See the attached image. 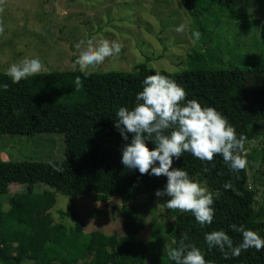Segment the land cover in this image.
<instances>
[{
	"label": "trees",
	"instance_id": "obj_1",
	"mask_svg": "<svg viewBox=\"0 0 264 264\" xmlns=\"http://www.w3.org/2000/svg\"><path fill=\"white\" fill-rule=\"evenodd\" d=\"M180 1L194 13L196 9L188 0ZM241 1L219 0V4L233 8ZM136 67L135 73L89 72L87 77L78 68L55 70L44 78L31 76L19 83L0 73V135L58 133L63 143L62 158L57 161H0V201L8 204L4 210L0 207V264H76L77 259L79 264H143L146 245L135 237L143 224L132 201L139 195L162 191L167 178L141 175L138 169L122 164L121 150L131 142L132 134L123 140L114 124L119 107L132 109L136 105V94L142 91V81L148 75H166L186 90L187 99L214 107L235 127L238 137L243 134L246 140L253 138L264 128V67L228 65L176 73L153 70L143 61ZM77 76L83 80V87H76ZM4 84H8L6 90ZM146 144L149 149L154 147L150 141ZM53 164L62 171H55ZM173 167L184 169L190 178L201 177L209 192L221 193L213 198L211 224L201 226L190 212L175 214L173 248L187 233L186 243L198 247L208 264H264V248H249L239 257L224 259L219 249H209L193 239L195 233L223 230L238 245L242 236L230 228L232 224L243 225L264 239V212L253 206V192L245 185V169L233 173L219 155L209 164L187 152L173 158ZM205 167L210 171L204 172ZM228 181L243 195L225 190L223 184ZM11 183L24 185L25 190L8 195ZM33 184L45 187L36 190ZM56 192L70 200V206L62 212L73 219V226L66 232L61 224L53 222L49 212ZM87 192L95 202L118 198L115 211L121 217L122 234L99 230L83 233L73 203Z\"/></svg>",
	"mask_w": 264,
	"mask_h": 264
},
{
	"label": "rangeland",
	"instance_id": "obj_2",
	"mask_svg": "<svg viewBox=\"0 0 264 264\" xmlns=\"http://www.w3.org/2000/svg\"><path fill=\"white\" fill-rule=\"evenodd\" d=\"M188 1L196 9L194 13L180 0H0V21L5 27L0 35V73L6 75L12 64L36 57L45 68L36 78H44L50 71L79 69L76 60L86 44L76 46L89 39L120 42L123 48L118 56L106 58L88 72L135 73L142 61L148 68L170 73L228 65L264 67V0H242L233 8L222 6L219 0ZM182 24L186 30L177 33ZM193 30L201 33L198 41L192 37ZM62 149L58 133L0 135V161H57L62 158ZM245 154V185L253 192L254 208L259 206L264 212V128L245 141ZM190 179L209 191L201 177ZM31 186L36 190L45 187ZM24 190V185L11 183L7 194ZM155 193L132 201L143 224L135 237L146 245L143 264H171L167 254L173 248L172 223L180 211L165 208L171 197ZM0 204L2 210L8 207L5 201ZM117 205V197L95 202L87 192L75 198L73 210L82 221L83 233L122 234ZM68 206L69 197L56 192L49 209L53 222L61 224L65 232L73 226V219L62 214ZM204 237V233L193 235L200 245H207ZM62 255H66L64 249Z\"/></svg>",
	"mask_w": 264,
	"mask_h": 264
},
{
	"label": "clouds",
	"instance_id": "obj_3",
	"mask_svg": "<svg viewBox=\"0 0 264 264\" xmlns=\"http://www.w3.org/2000/svg\"><path fill=\"white\" fill-rule=\"evenodd\" d=\"M185 30L186 25L183 24L176 28L177 33ZM4 32L5 27L0 21V35ZM192 37L198 41L201 33L193 30ZM82 44H86V48L79 53L76 64L85 77L90 74L89 68L102 64L108 57L118 56L123 48L122 43L106 39L98 43L92 39L81 41L76 47L80 48ZM44 70L38 57L25 58L12 64L6 75L13 83H19ZM75 85L77 88L83 87L80 76L76 77ZM3 88L6 90L8 84H4ZM136 101L132 109L121 106L115 113L114 127L119 130L122 139L127 141V134H132L131 142L121 150L122 164L128 169H138L141 175L165 176V188L155 193L157 197H171L164 207L190 212L201 226L211 224L214 218L213 198H218L221 193L209 192L199 182L190 179L187 171L174 168L173 158L179 159L187 152L211 164L219 155L231 172L238 173L247 166L246 137L243 134L238 137L235 127L214 107H204L196 99H187L183 87L159 72L144 78ZM146 141H150L154 147L149 149ZM52 167L57 172L62 171L55 164ZM203 171L210 169L205 167ZM223 188L233 190L238 196L243 195L235 190L232 181L225 182ZM230 228L242 236L238 245L225 231L217 230L205 234L207 247L219 249L224 259L239 257L242 251L249 248L257 251L264 248V239L255 231L236 224L230 225ZM188 239L187 233L182 234L179 246L168 251V259L175 264H208L198 247L186 243Z\"/></svg>",
	"mask_w": 264,
	"mask_h": 264
}]
</instances>
